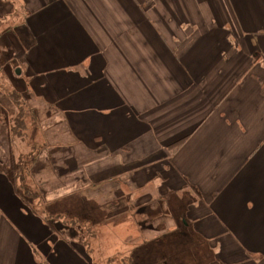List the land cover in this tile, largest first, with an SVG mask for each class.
<instances>
[{
	"label": "crops",
	"instance_id": "1",
	"mask_svg": "<svg viewBox=\"0 0 264 264\" xmlns=\"http://www.w3.org/2000/svg\"><path fill=\"white\" fill-rule=\"evenodd\" d=\"M0 30V54L22 63L23 94L50 121L43 141L66 131L94 156L95 172L63 174L47 198L90 181L88 193L151 188L137 207L157 216L117 225L137 234L122 245L187 264L167 249L185 232L217 264H264V0H0ZM10 140L0 126V264H103L25 204L1 168Z\"/></svg>",
	"mask_w": 264,
	"mask_h": 264
},
{
	"label": "rangeland",
	"instance_id": "2",
	"mask_svg": "<svg viewBox=\"0 0 264 264\" xmlns=\"http://www.w3.org/2000/svg\"><path fill=\"white\" fill-rule=\"evenodd\" d=\"M4 41L0 37V46L6 45ZM4 56L3 53L0 54V89L2 88V92L0 91V126L3 129L5 127L8 128V121H13L17 118L15 108L13 109V106L8 104V98L3 95V91L9 94L20 95V97H24L25 101L29 103L26 95L24 96L23 94L24 80L16 77L14 74V69L19 68V63L21 62L18 63V59L12 56L9 57L8 55L4 59ZM8 57L9 61L7 60ZM13 60L18 65L13 66L11 63ZM6 77H9L8 82ZM32 111L26 106V119L23 120L28 130L26 135L15 137L10 134L11 143H15V145H11V150L14 148V151L11 152V150L5 149L4 161L7 165L4 164L3 166L5 167H1L16 180L17 186L20 188L19 191L21 190V195L28 197L24 200L25 204L28 206L33 205L36 208L37 206L41 207L39 212L42 211L46 214L47 219L53 223V229L62 236L85 240L96 256L100 257V259L108 258L104 260L103 264H122L123 262L126 263L128 259L132 260V264H155L153 258L157 256L155 254L157 249L153 256L150 250L153 245H149L147 250L144 247H139L135 250L133 248L136 246L135 244L131 247L129 246L130 243L122 245V239L127 238L128 242L134 243L137 237L135 229L128 228L130 226L115 229L117 225L126 222L129 216L134 220L132 223L133 220L129 219V223L132 225H134L136 217H138L137 221L143 225L145 221L151 222V219L157 216V213L152 211L149 206L143 208L137 207V204L140 203L138 197L144 194V192L151 193L152 189L148 188L147 191H138L136 193L132 191L131 197L127 195L121 196L119 183L110 185L102 181L95 184L96 191L88 193L87 189H90V187L94 189L93 181H90L89 186L87 184H79L82 185L79 188L84 187L86 190L78 189L77 194L72 196L47 198L53 193L52 191L56 190V186L60 184L57 179L60 176L61 178L65 177L63 174L66 175L76 171L77 173L73 174L74 177L76 176L83 180L87 179V174L95 172L94 169H90L88 166V162L94 160V156L91 157L90 153L85 149L77 150L74 145L75 143L72 144L70 141L71 136L66 134V131L60 135H53L55 132H48L47 139L43 141L45 137L38 133L42 129L39 126L44 127L50 121L46 123L41 122L40 117L35 114L34 108ZM4 137L7 141V136ZM56 145L58 146L56 147ZM54 149L59 151L57 152L58 154L61 153L59 157L55 156L54 153L56 151ZM47 157L50 165L46 161ZM41 158L44 159L42 160L44 162L39 161ZM130 187H133V185ZM130 187L124 188V191L129 193ZM189 199L185 202L189 201ZM144 201L143 199L141 202ZM179 230L181 232L180 226ZM183 233L186 235L184 236V244L186 243V245H183V247L171 246L167 249L181 252V256H183L185 249L187 264H217V261L206 251V247L200 248L194 245L193 239H190L191 235ZM182 239L183 237H179L178 234L176 235L177 242ZM146 244H150V242L147 241Z\"/></svg>",
	"mask_w": 264,
	"mask_h": 264
},
{
	"label": "trees",
	"instance_id": "3",
	"mask_svg": "<svg viewBox=\"0 0 264 264\" xmlns=\"http://www.w3.org/2000/svg\"><path fill=\"white\" fill-rule=\"evenodd\" d=\"M1 90H2V88L0 89V91ZM3 92H4L3 95L8 98V99L6 98L7 101H8V104H11L13 106V109L15 108L14 110H15L16 115H17V118L16 119H14L13 121H11V120L8 121V129H9V132H10V134L14 135L15 137L25 136L26 133L28 132L27 127H26L25 123L23 122V120L26 119V115H25L26 106H28V108H29L30 111H32L33 108H32V106L27 101H25L24 97H22V96L20 97V95H15L13 93L12 94H9V93H6L5 91H3ZM25 164H27V163H25ZM20 166H21V164H20ZM23 167H25V165H23ZM19 172H20V170H19ZM26 197H27L26 195H23V200H25ZM122 264H132V260L131 259H128L126 261V263L123 262Z\"/></svg>",
	"mask_w": 264,
	"mask_h": 264
},
{
	"label": "water",
	"instance_id": "4",
	"mask_svg": "<svg viewBox=\"0 0 264 264\" xmlns=\"http://www.w3.org/2000/svg\"><path fill=\"white\" fill-rule=\"evenodd\" d=\"M13 65H14V66L16 65V62H15V61L13 62ZM15 75H16V76H19V75H20V69H19V68H16V69H15Z\"/></svg>",
	"mask_w": 264,
	"mask_h": 264
}]
</instances>
